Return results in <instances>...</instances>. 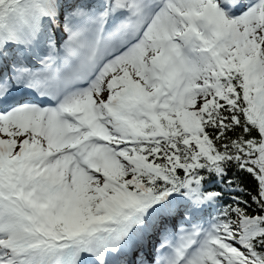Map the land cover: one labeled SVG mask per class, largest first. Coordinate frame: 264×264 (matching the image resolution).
I'll return each mask as SVG.
<instances>
[{"label":"snow or ice","instance_id":"snow-or-ice-1","mask_svg":"<svg viewBox=\"0 0 264 264\" xmlns=\"http://www.w3.org/2000/svg\"><path fill=\"white\" fill-rule=\"evenodd\" d=\"M0 264H264V0H0Z\"/></svg>","mask_w":264,"mask_h":264}]
</instances>
